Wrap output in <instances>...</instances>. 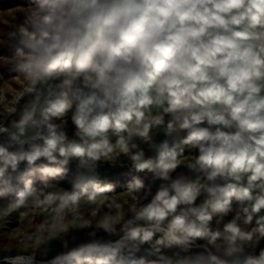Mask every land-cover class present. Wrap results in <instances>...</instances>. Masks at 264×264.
Segmentation results:
<instances>
[{
    "label": "clouds",
    "instance_id": "9594fccd",
    "mask_svg": "<svg viewBox=\"0 0 264 264\" xmlns=\"http://www.w3.org/2000/svg\"><path fill=\"white\" fill-rule=\"evenodd\" d=\"M27 7L12 33L23 105L0 121V199L9 212L56 214L50 240L72 229L68 217L91 229L45 264H264V0ZM121 156L144 174L123 186L124 202L98 179ZM148 176L161 183L143 203ZM82 203L109 210L93 207V224Z\"/></svg>",
    "mask_w": 264,
    "mask_h": 264
},
{
    "label": "rangeland",
    "instance_id": "374dc122",
    "mask_svg": "<svg viewBox=\"0 0 264 264\" xmlns=\"http://www.w3.org/2000/svg\"><path fill=\"white\" fill-rule=\"evenodd\" d=\"M13 14V8H5L0 4V25L2 23L11 25V18ZM0 63L6 69V73L11 72L12 67L14 66L13 56L2 57L0 59ZM22 88V78L18 77L17 75L10 76L8 74L4 75L0 73V97H3V99L0 100V121L8 123L10 119L16 118L8 117V112L12 107L19 109L23 105V100H21L19 104H16V100L19 98ZM66 131L70 138L73 137L75 129L71 124L70 119ZM112 139L114 140L115 137L113 136ZM155 139L157 142H160L164 139V136L163 134H158L155 136ZM140 147L145 151L146 156L151 155L147 145L140 144ZM194 152V149L186 148L185 157L194 154ZM118 164L132 167L131 162L123 156H121L115 165ZM183 170V168L178 169V171ZM111 177L115 182L114 185L116 187L117 199L120 202L126 201L127 196L126 194L121 193V191L124 190V187H122L118 182L120 178H117L114 173V165L102 163L98 169V179L101 182H109L106 180ZM218 182L221 184L224 183L223 180H219ZM160 183L161 181L159 180L152 181L151 179L149 183H146L151 186V191L147 195V198L143 200V203L149 202L155 196ZM63 187L66 188V182L63 183ZM128 203H130V201H128ZM128 203H124L125 212H127ZM93 207H96L100 212H105L109 209L107 204L98 206H89L84 203L81 204V213H83L88 219H91L93 224H95L99 217H92L90 215ZM6 212L8 213L7 215ZM53 215L56 214L51 211H43L41 209L34 208L31 205L9 212L3 200L0 199V262H13L14 257L20 261L22 259L28 260V258L32 259V256H35L36 258L41 252L52 254L55 249H58V247L63 248L62 239H67L70 246L82 243L87 239V235L81 238V235L75 233H77V231L89 232L91 229H78L80 225L72 222L71 218L68 217L66 218L65 223L68 224V226H70L72 229H69V232L66 236H62L59 239L50 240L54 235L57 234L55 231L50 230ZM57 218L59 217L57 216ZM222 223L223 221L214 217V225L219 224L222 226ZM98 236L105 240H111L114 242L118 240V237L108 236L107 234H103L102 231L98 234ZM53 243L56 245L54 248L52 246ZM23 255H26L27 257H24ZM34 262L35 264H43L45 261H36L35 259Z\"/></svg>",
    "mask_w": 264,
    "mask_h": 264
},
{
    "label": "trees",
    "instance_id": "16d2710c",
    "mask_svg": "<svg viewBox=\"0 0 264 264\" xmlns=\"http://www.w3.org/2000/svg\"><path fill=\"white\" fill-rule=\"evenodd\" d=\"M0 4L5 7V8H13L14 14L11 18V25L9 24H3L1 26V32H0V59L2 57H11L13 56L14 53V49H15V41L13 40L12 37V33H14L15 31H17L18 26L23 22L25 15L27 14L28 11V4H29V0H0ZM5 68L1 65L0 63V73L4 74V75H10L13 76L15 75L14 71H13V67H12V71L9 73L5 72ZM11 70V68H10ZM72 170H75V164L71 165ZM25 170V165L21 164L20 166V171L16 174L17 176H19L21 173H23ZM114 173L116 175V177L120 178L118 180V182L120 183V185L123 187L127 181L131 180L133 178V176L139 175L141 177H144L143 173H136L134 171V169L130 166H126V165H114ZM151 177H145L146 183L150 182ZM106 181H109L111 183H115L114 179L108 178ZM104 182V181H103ZM15 183V181H14ZM36 185L39 187H42L43 185L41 184V182L37 179L35 181ZM71 185L68 184L66 182V188H70ZM3 200V199H2ZM101 233V232H99ZM98 233V234H99ZM75 234H79L81 235V238L85 237L87 235V239L84 241H88L89 240V236H88V232H83V231H77V233ZM105 234V233H103ZM53 248L56 246L54 243L52 244ZM63 250V248H59L55 249V251L52 254H48V253H44L41 252L35 259L36 261H47L49 258L55 256L57 253L61 252ZM0 264H21L20 262H10V261H2L0 262Z\"/></svg>",
    "mask_w": 264,
    "mask_h": 264
},
{
    "label": "bare ground",
    "instance_id": "6f19581e",
    "mask_svg": "<svg viewBox=\"0 0 264 264\" xmlns=\"http://www.w3.org/2000/svg\"><path fill=\"white\" fill-rule=\"evenodd\" d=\"M13 261H16V262H20V263H24V264H33V262H31V259L30 258H28V260L27 259H25V260H18V259H15V257L13 258Z\"/></svg>",
    "mask_w": 264,
    "mask_h": 264
},
{
    "label": "crops",
    "instance_id": "0c3cea01",
    "mask_svg": "<svg viewBox=\"0 0 264 264\" xmlns=\"http://www.w3.org/2000/svg\"><path fill=\"white\" fill-rule=\"evenodd\" d=\"M3 24H5V23H2L0 26H2ZM1 28V27H0ZM0 32H1V29H0ZM16 75V74H15ZM222 180V179H221ZM260 247H264V241H261L260 242Z\"/></svg>",
    "mask_w": 264,
    "mask_h": 264
},
{
    "label": "built area",
    "instance_id": "2783aa9c",
    "mask_svg": "<svg viewBox=\"0 0 264 264\" xmlns=\"http://www.w3.org/2000/svg\"><path fill=\"white\" fill-rule=\"evenodd\" d=\"M223 180V179H222ZM224 181V180H223ZM225 182V181H224ZM24 257H27L26 255H23ZM21 264H24V263H21ZM33 264H35V262H33Z\"/></svg>",
    "mask_w": 264,
    "mask_h": 264
},
{
    "label": "water",
    "instance_id": "95a60500",
    "mask_svg": "<svg viewBox=\"0 0 264 264\" xmlns=\"http://www.w3.org/2000/svg\"><path fill=\"white\" fill-rule=\"evenodd\" d=\"M113 242H114V241H113ZM42 262H44V261H42ZM43 264H45V262H44Z\"/></svg>",
    "mask_w": 264,
    "mask_h": 264
}]
</instances>
